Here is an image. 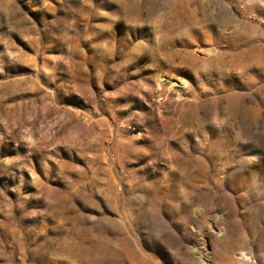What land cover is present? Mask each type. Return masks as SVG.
Instances as JSON below:
<instances>
[{"label": "rangeland", "instance_id": "374dc122", "mask_svg": "<svg viewBox=\"0 0 264 264\" xmlns=\"http://www.w3.org/2000/svg\"><path fill=\"white\" fill-rule=\"evenodd\" d=\"M0 264H264V0H0Z\"/></svg>", "mask_w": 264, "mask_h": 264}]
</instances>
